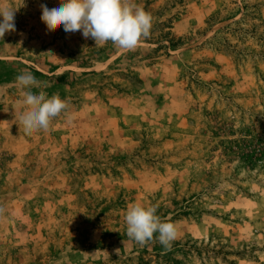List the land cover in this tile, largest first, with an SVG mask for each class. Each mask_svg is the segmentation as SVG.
I'll return each instance as SVG.
<instances>
[{
  "label": "rangeland",
  "instance_id": "rangeland-1",
  "mask_svg": "<svg viewBox=\"0 0 264 264\" xmlns=\"http://www.w3.org/2000/svg\"><path fill=\"white\" fill-rule=\"evenodd\" d=\"M133 50L48 32L40 4L0 39V264H264V0H133ZM55 56V57H53ZM66 112L26 135L16 77ZM63 77V78H61ZM175 225L126 235L129 204Z\"/></svg>",
  "mask_w": 264,
  "mask_h": 264
},
{
  "label": "clouds",
  "instance_id": "clouds-1",
  "mask_svg": "<svg viewBox=\"0 0 264 264\" xmlns=\"http://www.w3.org/2000/svg\"><path fill=\"white\" fill-rule=\"evenodd\" d=\"M39 7L40 19L48 32L57 29L66 33L80 32L85 39L94 40L95 46L110 41L117 49L133 50L142 39L149 38L152 28V16L133 0H60L58 7L50 9L45 4ZM16 11L6 3L0 4V39L16 31ZM16 82L23 90L24 106L17 119L26 135L47 131L53 119L67 111L68 101L61 99L59 94L48 97L43 91H32L40 87V82L30 72L18 75ZM156 211L155 206L129 204L124 217L126 235L145 245L156 234L159 243L170 248L177 236L175 225L162 222ZM3 212L4 208L0 207V215Z\"/></svg>",
  "mask_w": 264,
  "mask_h": 264
},
{
  "label": "trees",
  "instance_id": "trees-1",
  "mask_svg": "<svg viewBox=\"0 0 264 264\" xmlns=\"http://www.w3.org/2000/svg\"><path fill=\"white\" fill-rule=\"evenodd\" d=\"M61 78H63V77H61Z\"/></svg>",
  "mask_w": 264,
  "mask_h": 264
}]
</instances>
